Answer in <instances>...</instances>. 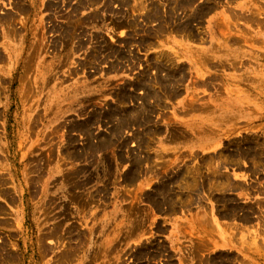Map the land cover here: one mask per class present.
Segmentation results:
<instances>
[{
  "label": "rangeland",
  "instance_id": "rangeland-1",
  "mask_svg": "<svg viewBox=\"0 0 264 264\" xmlns=\"http://www.w3.org/2000/svg\"><path fill=\"white\" fill-rule=\"evenodd\" d=\"M0 264H264V0H0Z\"/></svg>",
  "mask_w": 264,
  "mask_h": 264
},
{
  "label": "bare ground",
  "instance_id": "bare-ground-1",
  "mask_svg": "<svg viewBox=\"0 0 264 264\" xmlns=\"http://www.w3.org/2000/svg\"><path fill=\"white\" fill-rule=\"evenodd\" d=\"M4 211V208L2 207V205H0V212Z\"/></svg>",
  "mask_w": 264,
  "mask_h": 264
}]
</instances>
